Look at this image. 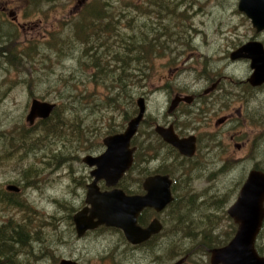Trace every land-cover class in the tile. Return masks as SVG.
<instances>
[{
  "label": "rangeland",
  "instance_id": "rangeland-1",
  "mask_svg": "<svg viewBox=\"0 0 264 264\" xmlns=\"http://www.w3.org/2000/svg\"><path fill=\"white\" fill-rule=\"evenodd\" d=\"M93 1L0 0V189L20 186L16 199L34 209L0 202V225H22L26 235L25 245L15 244V264H53L66 257L77 258L82 264H174L184 257L182 264H210L212 247L206 252L200 241L193 240L195 235L182 230L176 233L177 225L170 221L163 235L132 249L115 228L101 227L78 237L72 218L81 208L89 176L83 157L102 150L100 144L107 134L125 130L138 113L141 96L146 99L147 111L135 137L140 147L139 169L134 168L126 180L131 189H137L140 178L143 181L163 165H173V152L154 127L169 115L167 110L178 92L196 91L204 85L203 80L197 81L201 71H210L209 67L222 71L228 76L224 86L233 92V99L241 91L251 99L252 90L243 82L251 74L250 61L234 64L228 53L256 34L252 21L238 9L239 0H173L169 10L163 9L162 0H107L104 13L114 16L121 34L109 36L110 45L130 55L122 45L124 40L137 35L143 41L133 50L142 69L134 70L138 61L125 56L137 77L127 79L124 102L120 100L115 107L106 96L115 91L97 86L98 79L88 78L90 70H82L79 60L85 45L76 42L66 48L84 6H101L105 0ZM130 2L132 7H128ZM260 37L264 38V33ZM6 54L17 55V62L10 63ZM112 58L109 54L110 68L116 66ZM66 76H74V80L66 81ZM34 98L55 103L57 114L53 118H60L59 123L71 124L64 119L63 109L70 119L77 118L75 132L68 131L60 140L45 131L43 120L53 111L49 117H37L30 123L27 116ZM229 107L237 110L238 105ZM187 109L177 111L178 125L197 131L200 142L185 165L193 172L191 188H186L183 179L177 183L179 200L193 206L190 218L196 221L211 212V225L219 241L238 227L228 208L238 196L239 183L255 166L264 168V134H255L240 120L217 128L208 120L186 115ZM224 113L226 110L219 115ZM22 131L33 135L21 138ZM227 192L231 200L219 211L215 203ZM166 209L152 211L150 216L165 223L171 217ZM180 243L191 248V257L171 259L170 250ZM260 243H264V235Z\"/></svg>",
  "mask_w": 264,
  "mask_h": 264
},
{
  "label": "water",
  "instance_id": "water-1",
  "mask_svg": "<svg viewBox=\"0 0 264 264\" xmlns=\"http://www.w3.org/2000/svg\"><path fill=\"white\" fill-rule=\"evenodd\" d=\"M239 7L251 19L257 31L264 29V0H240ZM240 57H247L251 61L253 73L250 82L254 85L263 83V44L252 41L231 54L232 59ZM188 98L189 96H185L183 99ZM180 99V97L173 98L169 111L177 107ZM137 105L138 113L129 120L125 130L104 138L106 149L103 153L88 154L83 158L89 166L96 167L91 172L95 179L89 184L86 198L89 207L83 208L74 216L79 236L84 235L89 229L106 225L122 229L130 242L141 243L152 235L160 233L163 228L158 216L152 219L149 225L142 226L139 223V215L147 207L153 208L158 213L162 212L173 201V178L170 174L156 173L146 176L143 183L146 191L144 194H127L122 188L101 191L98 185L99 179H105L109 186L117 185L133 165L136 148L131 142L146 115L147 104L144 96L138 98ZM55 107L56 104L53 102L34 98L27 120L34 123L37 117L47 118ZM155 129L164 141L177 148L182 155L191 157L196 152L195 136L180 137L173 125L168 127L157 125ZM7 188L20 190L17 185H9ZM228 214L238 225L237 230L227 244L211 248V264H264V256L259 254L256 248L257 238L264 224L263 170H250L236 200L229 206ZM185 259L184 257L175 264H180ZM58 264L77 263L71 259H62Z\"/></svg>",
  "mask_w": 264,
  "mask_h": 264
},
{
  "label": "trees",
  "instance_id": "trees-1",
  "mask_svg": "<svg viewBox=\"0 0 264 264\" xmlns=\"http://www.w3.org/2000/svg\"><path fill=\"white\" fill-rule=\"evenodd\" d=\"M100 0L93 1L92 4H98L101 2H97ZM173 0H162V7L163 9L169 10L171 9ZM109 1L105 0L102 2V5L99 6H84L80 16L76 19L74 24V32L71 31L68 42L66 43V48H70L72 43L81 42L85 45V48H83L81 58L79 62L81 63L82 70L86 67L88 70H90V74H88V78L91 80L92 78L98 79L96 83L97 86H104L108 91L113 89L115 91V94L113 95H106L107 99L109 101L110 105L117 106L120 105V100L122 103L124 102V94L127 84V79H134L137 77L135 75L134 71H130L131 64L126 63L127 59L125 56H129L130 60L138 61V66L134 68V70L142 69L139 67L140 60L139 57L134 54V49L138 48L139 45H142L143 41L139 36L137 35H130L131 38L125 39L122 45H124V48L127 52H130V55L128 53L121 52L119 49H116L115 46L110 45V41L107 39L109 36L111 38H116L118 35H121L118 32V25H116L117 20H114V16L108 15L104 13V10H108ZM133 4L130 2L128 4V7H132ZM102 8V9H101ZM161 8V11L163 10ZM103 11V12H102ZM164 14H167L164 11ZM12 47V46H11ZM114 49V50H113ZM61 53H64L63 51ZM112 54L113 58L112 60L116 63V66L113 65L112 68H110V60H108V55ZM147 54V53H146ZM7 55V54H6ZM144 56L141 57L143 59ZM7 58L10 63L17 62V55L9 56L7 55ZM147 61H150V56L147 54ZM149 67V66H148ZM153 67V65H152ZM152 67H149L151 69ZM81 70V71H82ZM71 73H75V71H72ZM140 73V72H139ZM140 79H142L143 75L139 74ZM74 80V76H66V81H72ZM141 81V80H139ZM93 82V81H92ZM117 87L119 90H117ZM121 96V97H120ZM131 97H133L131 95ZM133 99V98H132ZM66 109L62 110V114L64 115V119L71 122L69 126L66 125L65 122L59 123L60 118H53L57 114V107L51 114V116L46 120H43L45 127L44 130L47 132H53L56 137L60 140H63L65 135L69 133L75 132V126H76V119L71 118L66 113ZM59 125V126H58ZM66 126L69 128L67 130ZM138 134V133H137ZM135 135V137L137 136ZM28 135H33V133H29L28 131H22L21 132V138H24ZM134 137V143L136 145V140ZM172 152H173V165L172 166H166L163 165L159 170H157L155 173H168L173 178V184H172V190L174 194L173 201L169 204L167 207V212L171 216L169 220H166L164 223V230L161 232L163 235L166 232V225L168 221H170V224L177 225V230H175L176 233H179L182 230L187 231L188 233L191 232V235H195L193 237V240L200 241L205 251L208 252L209 248H213L215 246H222L227 244L231 238L234 236L236 232V227H234L231 235L227 236L225 239L217 240L218 234H215L214 229L212 228L211 222H214V219H212L211 212L209 215L205 217H201V221H196L194 219H191L190 216L193 214L192 209L193 206L187 205V202L184 203L179 200V194L177 189V183L180 180H184L186 188H191L192 186V178H193V172L192 170H186L185 165L190 162V158L183 156L180 154L175 147L172 145H169ZM140 147L137 146V150L134 154V163L130 171L125 175V177L122 179L121 183L125 190H128L129 192H134L137 189H141L140 182L142 181V178L139 179V183L137 185V189H131V185L126 184L127 176L129 173L133 171L134 168L138 167L139 154ZM62 152H59L58 154H55L57 157ZM259 169L264 170V168L258 167ZM139 169V168H137ZM177 172H180L178 175ZM154 174V172H153ZM243 184L242 182L239 183V185ZM16 192H13L12 190H9L7 187L5 190L3 188L0 189V202H3L5 205H8L10 207H22L24 205L26 210L34 211V209L29 205L26 204L22 200H18ZM230 192H227L225 195V198L219 199L216 201L215 205L217 209L222 210L225 208V205L229 203L231 200V195H229ZM193 197L191 196L192 200ZM183 207V210L181 208ZM148 208L144 210V212L140 215L139 221L140 223H143L145 221V215L148 213ZM217 217V216H216ZM221 217V216H218ZM166 224V225H165ZM19 228V230H17ZM186 229V230H185ZM16 233V234H15ZM24 234V235H23ZM262 235H264V227L261 230L260 234L258 235L256 245L259 248V252L264 255V243H260V239L262 240ZM25 232L23 229V226L15 225L12 228L9 226L8 223L4 225H0V264H15V259L13 258V252H15V244L25 245ZM206 245V246H205ZM193 247V246H191ZM210 251V249H209ZM191 248H189L185 243H180L176 249L170 250V258L174 259L176 257H183L187 256V258L191 257Z\"/></svg>",
  "mask_w": 264,
  "mask_h": 264
},
{
  "label": "flooded vegetation",
  "instance_id": "flooded-vegetation-1",
  "mask_svg": "<svg viewBox=\"0 0 264 264\" xmlns=\"http://www.w3.org/2000/svg\"><path fill=\"white\" fill-rule=\"evenodd\" d=\"M239 2H240V0H239ZM239 2H238V9L247 16V14L240 9ZM13 21L15 22L14 18H13ZM255 33H256L255 35L248 37L247 40H244L242 43H240L239 45L237 44V46H235L234 48L231 49V52L228 53V56L230 57L232 63L236 64V63H239L243 60L250 61V59L247 57H240L238 59H232L231 58L232 52L236 51L237 49L242 47L244 44L252 42V41H258V42H261L263 44V47H264V38L260 37L264 33V29L257 31V29L255 28ZM243 53L245 54L246 52H243ZM250 67H251V61H250ZM207 69H204L203 71H201L202 77L197 79V81L203 80L204 85L201 88L197 89L196 91L188 90V93L178 92L176 94V96L180 97L181 99H180L177 107L175 109H173L172 111L167 110L169 115H166L165 119L163 121H161L163 123H161V124L156 123L155 127L157 125H162L165 127L173 125L176 133L180 137L195 136L196 145H197L196 147L198 148L200 139H199L197 131H193V130L191 131V130H188V129L183 128V127L181 128L178 125L176 113L181 108L187 107L188 109H187L186 115L189 114L191 116L193 114V118L195 120H205V121L208 120L207 123L210 124L211 126L218 128L220 125H227V124L233 123L234 121L237 122V120L238 121L240 120V122L245 123V125L250 128V131L254 132L255 134H257V133L258 134H264V81H263V83L258 84V85H254L250 82V76L253 73L252 67L250 69V72H251L250 76L249 77L247 76L245 79H243V82H247L248 85L250 86V89L252 90V95L250 94L251 99H248L246 97V94L243 91L236 92L238 98L235 97V99H233L232 98L233 92L228 91L227 87L224 86L225 78H227L228 76L222 74L223 72L220 70H216V69H213L211 67H209L210 71ZM185 96H189V98L183 99ZM173 98H172V100H173ZM172 100H171V103H172ZM226 100H230V103H226ZM171 103H170V105H171ZM232 103H235L238 105L237 110H234L232 107H229ZM251 103H252V105H250ZM225 110H226V113L219 115V113L221 111H225ZM214 117H215V119L213 120ZM212 122H213V124H212ZM155 127H154V132L159 137H161V139L164 141L162 136L156 131ZM119 132H122V131H119ZM191 132H193V133H191ZM115 133H118V132H115ZM111 134H114V133H109L106 136L111 135ZM104 138H103V140H104ZM164 142L167 143L166 141H164ZM167 144L170 145L169 143H167ZM243 144H248V143L245 142ZM100 145H101V147H103V149L102 150L95 149L94 150L95 153H92V155H100L101 153H103L105 151L106 147H105L103 141H102V144H100ZM96 146H98V145H96ZM96 146H95V148H96ZM132 146H134L137 150V145H135V143H134V138L132 140ZM237 146L240 147V144ZM197 148H196V152H197ZM136 150H135V152H136ZM177 151L180 153V151L178 149H177ZM185 157H187V156H185ZM192 157L193 156L188 157V158L191 159ZM95 167L96 166H89V168H90L89 169V176H88V179H86V182L84 185L85 190H84V197H82L83 198L82 205H81V208H79L73 214V218H72V220L74 222L76 234L80 238H82L88 232L93 231L95 229H99L101 227H108L106 225H100L98 227H95L94 229L87 230L84 235L79 236L78 232H77L75 219H74V216L78 211L82 210L83 208L89 207L88 206L89 204L86 202V198H87V193L89 190V184H91L95 179V176H93L91 173L95 169ZM253 169H259V168H257V166H255ZM259 170H262V169H259ZM249 172H248V174H249ZM248 174L246 175L245 180L247 179ZM125 175L119 180L117 185H114V186L107 185L105 179H99V181H98L99 189L101 191H111L114 188H122L127 194H144L146 192L144 189V186H143L144 180L142 181V183L140 182L141 183L140 184L141 189H137L134 192H129L128 190H125V188L123 187V185L121 183V181L125 177ZM123 181H124V179H123ZM147 208L149 210L154 211L153 208H150V207H147ZM147 208H145V209H147ZM144 210L140 213V215L144 212ZM152 211H149L148 213H146L145 221L143 223H140V221H139V223L142 226L149 225V223L152 221V219H154L156 217V216H152V217L150 216ZM88 214H90V212H88ZM140 215H139V217H140ZM263 227H264V224H263ZM263 227H262V229H263ZM110 228H115L117 231H119L123 235V237L125 238V240L127 242L126 244L128 245V247H130L132 249H139L142 245L146 244L147 242L154 240L157 236H159L161 234V232L158 234H154L149 239H147L146 241L141 242V243H132L127 239V237L125 236L122 229L116 228V227H110ZM256 248L259 252L260 250L257 247V245H256ZM259 254H261V253L259 252ZM261 255H263V254H261ZM62 259H71L72 261L76 262L77 264H82L81 260H79L77 258H67L66 257V258H62ZM62 259H60L58 262L53 263V264L60 263V261ZM181 259L177 260L175 263H177ZM185 261H183V262H185ZM182 263H180V264H182ZM210 264H211V262H210Z\"/></svg>",
  "mask_w": 264,
  "mask_h": 264
},
{
  "label": "bare ground",
  "instance_id": "bare-ground-1",
  "mask_svg": "<svg viewBox=\"0 0 264 264\" xmlns=\"http://www.w3.org/2000/svg\"><path fill=\"white\" fill-rule=\"evenodd\" d=\"M183 4V3H182ZM12 147V146H11ZM7 187H8V185H7ZM19 188H20V190L19 191H15V190H12L13 192H16V193H18V192H20L21 191V187L19 186ZM10 190V189H9ZM240 191V190H239ZM236 200V199H235ZM234 200V201H235ZM64 220V219H63ZM163 223V222H162ZM94 229V228H93ZM163 230H164V224H163V228H162V230L160 231V232H163ZM60 235V234H59ZM223 246V245H222Z\"/></svg>",
  "mask_w": 264,
  "mask_h": 264
}]
</instances>
